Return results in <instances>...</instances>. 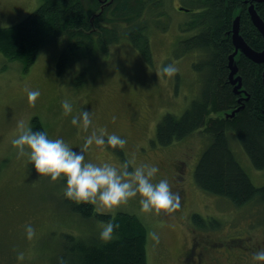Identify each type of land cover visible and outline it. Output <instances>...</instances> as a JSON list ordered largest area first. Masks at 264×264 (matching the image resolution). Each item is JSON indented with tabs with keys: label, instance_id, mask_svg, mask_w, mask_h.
<instances>
[{
	"label": "rangeland",
	"instance_id": "374dc122",
	"mask_svg": "<svg viewBox=\"0 0 264 264\" xmlns=\"http://www.w3.org/2000/svg\"><path fill=\"white\" fill-rule=\"evenodd\" d=\"M165 1L160 10L169 12L170 20L163 15L149 23L155 28L148 34L151 62L124 38L101 59L82 57L61 75L56 72L62 47L59 41L42 46L26 70L21 60L0 52V264H53L66 233L88 239L107 223L69 209L63 195L66 181L51 182L50 177L37 175L27 156L18 155L11 141L19 135L20 122L31 127L33 117L49 139H63L73 150H83L85 162L121 168L127 161L130 171L154 165L159 171L153 182L167 178L172 190L179 192L181 207L170 215L141 212L138 196L109 212L133 213L144 223L147 264H194L200 251L203 264H253L252 254L264 249V223L258 206H235L223 196L204 192L194 181L195 163L210 143L208 133L196 131L169 145L156 142L161 117L167 112L181 116L201 89L200 74L193 66L200 55L193 51L179 54L180 47L175 50L176 41L187 36L177 25L185 16L178 12L184 6L182 0H172L168 6L171 0ZM41 2L0 0V26L19 22ZM160 20H167L165 30H160L163 24L156 25ZM167 64L179 70L172 78L158 75ZM79 72L83 83L76 87L73 81ZM232 75L237 84V73ZM26 90L40 92L35 107L29 106ZM65 99L73 107L69 116L61 108ZM81 109L92 116L87 131L71 124L72 115ZM234 112L227 110L223 116ZM101 129L127 141L122 153L95 144L84 148L86 137ZM228 135L231 149L252 183L263 185L264 168H255L233 132ZM192 213H198L204 223L198 224ZM27 225L35 229L31 240L26 237ZM194 243L190 262L187 251Z\"/></svg>",
	"mask_w": 264,
	"mask_h": 264
},
{
	"label": "trees",
	"instance_id": "16d2710c",
	"mask_svg": "<svg viewBox=\"0 0 264 264\" xmlns=\"http://www.w3.org/2000/svg\"><path fill=\"white\" fill-rule=\"evenodd\" d=\"M165 0H42L41 4L19 22L0 26V52L12 60H21L26 70L36 58L39 49L59 41L62 46L56 61V72L61 75L80 58L89 61L101 59L108 49L123 38L138 49L145 61L151 62L148 34L162 12ZM173 1L169 2L171 4ZM166 4V3H165ZM185 14L177 25L187 33L176 41L179 54L195 52L199 61L193 64L200 74V91L177 117L165 113L156 128V142L169 145L196 131L209 134L210 143L195 163L194 181L204 192L223 196L235 206H258L264 223V184L256 186L245 172L231 149L232 131L243 150L257 169L264 168V62H254L241 50L235 54L240 92L229 78V57L233 54L232 26L239 19V34L254 52L264 51V36L250 17L245 0H182ZM253 8L264 24V3L253 2ZM156 24H163L167 20ZM158 29V28H157ZM156 31V30H155ZM77 74V75H76ZM73 82L83 83L79 72ZM73 76V77H74ZM236 110L223 116L227 110ZM31 128L44 131L37 117ZM45 132V131H44ZM116 152L122 153L117 148ZM73 212L82 217H94L104 222L119 224L115 237L101 244L98 235L88 239L66 233L53 264L61 258L65 264H147L145 225L133 213L97 214L91 204H76L65 198ZM192 218L198 224L203 219L196 213ZM264 227V226H263Z\"/></svg>",
	"mask_w": 264,
	"mask_h": 264
},
{
	"label": "clouds",
	"instance_id": "9594fccd",
	"mask_svg": "<svg viewBox=\"0 0 264 264\" xmlns=\"http://www.w3.org/2000/svg\"><path fill=\"white\" fill-rule=\"evenodd\" d=\"M178 68L173 64L163 65L158 75L168 78L174 77ZM30 107L40 96L38 90H26ZM64 116L73 112L72 104L65 99L61 102ZM115 119V118H113ZM71 124L82 127L87 131L92 124L91 113L81 109L72 115ZM19 135L11 143L17 149L19 156H27L35 173L39 176L50 177L51 182L65 180L64 197L76 204L95 205L97 214H107L127 204L132 198L139 199L140 210L154 215H170L181 207L179 192L172 190L167 178L153 182L159 168L154 165H141L129 170V162H124L121 168L110 163L98 165L85 162L83 150L77 151L69 147L63 139H49L44 131L33 130L23 122L18 125ZM127 141L116 134H107L106 130L93 131L84 142V148L93 144L107 146L113 150L123 149ZM119 224L109 221L98 233L97 239L101 244H108L115 237V230ZM26 237L31 240L35 236V229L26 226ZM253 264H264V249L252 254ZM59 264H65L61 258Z\"/></svg>",
	"mask_w": 264,
	"mask_h": 264
},
{
	"label": "water",
	"instance_id": "95a60500",
	"mask_svg": "<svg viewBox=\"0 0 264 264\" xmlns=\"http://www.w3.org/2000/svg\"><path fill=\"white\" fill-rule=\"evenodd\" d=\"M245 2L251 4L248 7L249 12H250V17L253 20V22L257 25L259 30H261V32L264 36V24L261 21V19H259L255 8H253V2L264 3V0H245ZM181 9H183V8H181ZM238 19H239L238 17H235L233 19L234 22H233V26H232V31H233V42L235 44V48L232 52L233 54H231L229 57V62H228L229 74L228 75H229L231 83L233 84V86H235V90L237 92H240V89H241L240 87L242 86L241 85V77H240V75H238V67H237V64L235 62V54H237L238 50H241V52H243V53L245 52V54L256 63V62H264V51H262V52H256L255 51L254 52L252 49H250V47H248V45L245 43V41L243 42V40L239 34V31H238V28H239V20ZM234 73H237V75H238L237 76V80H238L237 84H235V79L233 80V78H232V76H233L232 74H234ZM262 73H263L262 82L264 84V70ZM235 112H236V110H235ZM231 116H229V117H231Z\"/></svg>",
	"mask_w": 264,
	"mask_h": 264
},
{
	"label": "flooded vegetation",
	"instance_id": "af4514ba",
	"mask_svg": "<svg viewBox=\"0 0 264 264\" xmlns=\"http://www.w3.org/2000/svg\"><path fill=\"white\" fill-rule=\"evenodd\" d=\"M196 245L195 243L191 245L190 249L187 251L189 253V257H188V261L191 260L192 255L194 256V251L193 249H195ZM202 251H200V253H198L197 255H195L193 262L194 264H203L204 262L202 261ZM191 262V261H190Z\"/></svg>",
	"mask_w": 264,
	"mask_h": 264
}]
</instances>
